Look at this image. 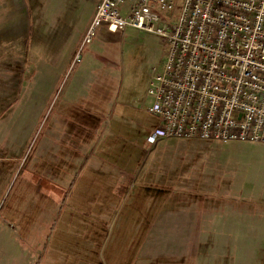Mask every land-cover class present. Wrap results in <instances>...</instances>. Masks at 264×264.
Here are the masks:
<instances>
[{
	"label": "rangeland",
	"instance_id": "1",
	"mask_svg": "<svg viewBox=\"0 0 264 264\" xmlns=\"http://www.w3.org/2000/svg\"><path fill=\"white\" fill-rule=\"evenodd\" d=\"M48 1L57 4L50 24L57 37L49 46L33 52L32 60L25 52L0 53V170L6 169L2 160H7L5 165L18 163V169L8 173L11 183L1 213L6 201L22 190L23 180L31 179L32 164L44 157L51 139L52 147L67 146L70 163H81L77 170L68 168L69 175H83L78 198L71 201L78 209L76 218L94 235L88 247L86 239L85 253L93 260L100 256L101 264H109L110 257L131 264L140 249L155 253L165 249V242L166 253L174 252L172 243L180 235L190 240L174 245L186 254L205 241L204 226L211 221L214 227L223 212L264 214V142L172 137L155 144L147 141L158 123L149 111V83L154 69H162L169 48L162 37L128 27L98 30L83 43L78 30L82 21L70 30L63 14L71 15L75 7L62 9L59 0H36L38 19L51 12L44 4ZM183 2L174 0L176 16ZM5 7L0 12L4 42L13 40L14 33L8 32L13 29L11 13L16 12L15 21L21 19L22 30L29 28L28 10L21 14L8 2ZM42 26L44 18L38 21ZM84 130L85 139L80 135ZM78 147L79 158L74 156ZM67 226L62 223L60 229Z\"/></svg>",
	"mask_w": 264,
	"mask_h": 264
},
{
	"label": "built area",
	"instance_id": "2",
	"mask_svg": "<svg viewBox=\"0 0 264 264\" xmlns=\"http://www.w3.org/2000/svg\"><path fill=\"white\" fill-rule=\"evenodd\" d=\"M129 2L127 7L126 2ZM100 0L83 38L134 27L169 48L154 69L149 111L165 138L264 142V0Z\"/></svg>",
	"mask_w": 264,
	"mask_h": 264
},
{
	"label": "crops",
	"instance_id": "3",
	"mask_svg": "<svg viewBox=\"0 0 264 264\" xmlns=\"http://www.w3.org/2000/svg\"><path fill=\"white\" fill-rule=\"evenodd\" d=\"M5 2H8V6L17 9L21 14L22 9L24 12L28 10L29 28L22 30L21 19L15 21L16 12L11 13L13 21L10 25L13 26V29L8 32L14 33L10 34H13L11 36L13 40L0 41V53L25 52L30 55V60H32L33 52L42 49L43 46L46 48L53 37H57L50 25L54 21L53 16L56 17L57 9L54 7H57V4L49 3V1L44 2L48 11L51 12L43 14L38 19L35 9L36 0H0V12L5 11ZM59 2L62 9H65L66 6L75 7L71 15L63 14L70 30L73 28L71 26L73 23L82 21L83 24L78 26V30H81L79 39L82 41L83 34L89 27L100 0H59ZM127 5L126 2L125 6L127 7ZM43 18L45 26H42L41 29L38 27V21H43ZM4 21L5 19L0 20V22ZM63 21L64 19H62ZM88 21L86 27L85 22ZM1 27L0 30H3ZM64 27L62 24L59 28ZM100 32L107 33L108 31L100 30ZM3 35L0 31V37ZM61 36H64L63 33ZM66 40L64 37V44ZM80 135L85 139L87 133L84 130ZM46 147L47 151H45L44 157L37 159L32 164L31 168H35L30 175L31 179L23 180L22 190L17 191L13 201H6V207L4 206L3 212H0V264H100V256L93 260L89 251L87 255L85 253L86 239L88 247L92 244L93 233L90 236V231L86 230L84 222L70 220L72 215L76 217L78 211L72 201L78 198L76 197L78 183L83 175L76 172L69 175L68 168L72 165L77 170L81 163L78 159H74L72 163L69 162L67 154L65 155L66 145L56 144L55 147H52L51 139H48ZM80 147H83L82 143ZM82 151L83 149H81V153ZM74 156L78 158L81 156L79 147L78 153H74ZM6 161L2 160V165L6 166V169L0 170V205L5 192H7L6 189L11 183H9L11 180L8 173L18 169L17 162L5 165ZM41 162L43 163L40 164ZM36 168L39 169V173ZM14 187L13 185V189ZM223 213L226 214L216 221L214 227L210 219H206L204 224L210 221L209 226H204L208 233L204 238L205 241L202 240L199 241V244H195L199 245L196 250H189L186 254L178 251L175 248L177 245L174 243L181 241L182 243L179 245H182L185 240H190L180 235L172 243L174 252L166 253L168 242H165V249H159L155 253L142 252L140 249L141 252L134 256L131 264H264V214H257L254 211L251 214L248 211L239 210ZM69 220L75 225L68 224V222L71 223ZM62 223L68 225L64 230L60 229ZM175 223L178 224V229L182 228L180 221ZM247 230L250 232L243 233ZM197 231L199 233L201 230ZM66 249H70L71 252L67 253ZM207 255H215L220 261L214 260V256ZM166 258L168 261H165ZM108 262L109 264H119L113 257H110Z\"/></svg>",
	"mask_w": 264,
	"mask_h": 264
},
{
	"label": "trees",
	"instance_id": "4",
	"mask_svg": "<svg viewBox=\"0 0 264 264\" xmlns=\"http://www.w3.org/2000/svg\"><path fill=\"white\" fill-rule=\"evenodd\" d=\"M70 220H72V221H74V222H77V221H79V222H80V221L83 222V219H82V218H81V220H80V219H77L74 215H72V217L70 218ZM87 229H89V231H90V226H88ZM89 234H90V232H89ZM89 234H88V235H89ZM165 261H168V259L166 258ZM100 264H101V262H100Z\"/></svg>",
	"mask_w": 264,
	"mask_h": 264
}]
</instances>
